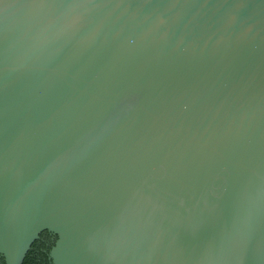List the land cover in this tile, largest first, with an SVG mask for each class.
<instances>
[{
  "label": "water",
  "instance_id": "95a60500",
  "mask_svg": "<svg viewBox=\"0 0 264 264\" xmlns=\"http://www.w3.org/2000/svg\"><path fill=\"white\" fill-rule=\"evenodd\" d=\"M264 264V0H0V257Z\"/></svg>",
  "mask_w": 264,
  "mask_h": 264
},
{
  "label": "trees",
  "instance_id": "16d2710c",
  "mask_svg": "<svg viewBox=\"0 0 264 264\" xmlns=\"http://www.w3.org/2000/svg\"><path fill=\"white\" fill-rule=\"evenodd\" d=\"M49 234L48 231L41 233L40 238L33 243L23 264H51L48 253L54 244V241L50 242L49 246L46 245ZM44 249L46 250L45 252L43 251ZM0 264H5L2 257H0Z\"/></svg>",
  "mask_w": 264,
  "mask_h": 264
},
{
  "label": "flooded vegetation",
  "instance_id": "af4514ba",
  "mask_svg": "<svg viewBox=\"0 0 264 264\" xmlns=\"http://www.w3.org/2000/svg\"><path fill=\"white\" fill-rule=\"evenodd\" d=\"M48 237L49 238H48L47 243H46L47 246H49L50 242L54 241V239H55V236L52 234H49ZM43 251L45 252L46 250L44 249Z\"/></svg>",
  "mask_w": 264,
  "mask_h": 264
}]
</instances>
